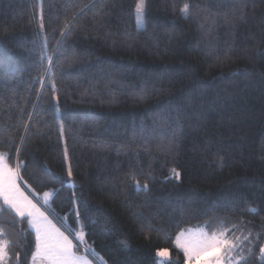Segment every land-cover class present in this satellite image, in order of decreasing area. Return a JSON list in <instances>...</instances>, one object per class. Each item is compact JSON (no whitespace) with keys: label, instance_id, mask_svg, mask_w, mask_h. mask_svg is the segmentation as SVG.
Here are the masks:
<instances>
[{"label":"trees","instance_id":"trees-1","mask_svg":"<svg viewBox=\"0 0 264 264\" xmlns=\"http://www.w3.org/2000/svg\"><path fill=\"white\" fill-rule=\"evenodd\" d=\"M136 3L0 0V153L99 264H185L197 227L264 264V0ZM0 240L31 264L3 206Z\"/></svg>","mask_w":264,"mask_h":264},{"label":"snow or ice","instance_id":"snow-or-ice-1","mask_svg":"<svg viewBox=\"0 0 264 264\" xmlns=\"http://www.w3.org/2000/svg\"><path fill=\"white\" fill-rule=\"evenodd\" d=\"M189 5H184L180 9L181 13L187 16ZM145 0H137L136 16L137 22H140L144 14ZM67 26V25H66ZM173 173L178 177L179 173ZM71 170H69V176ZM18 174L8 166L7 154L0 153V199L4 205L12 209L17 216H27L28 223L36 232V251L33 254L34 264L39 260V264H90L85 257H78L73 252L75 247L72 241L65 236L59 229H56L51 221L47 220L44 213L40 211L35 204L32 203L26 196L19 191L15 181ZM139 187V184H137ZM147 188V185H144ZM49 193H44L45 198ZM255 211V209H250ZM181 235L177 236L176 247L181 249L188 261H200L203 259V264H224V256L227 255L231 259V252L237 247L235 243L229 242L225 238V233H213L208 236L202 233L200 236L181 241ZM80 240H83V233L78 235ZM9 247V242L0 240V264H7L6 256ZM261 256L264 257V247L260 249ZM157 255L167 257V250H158ZM237 264H242V258L237 261Z\"/></svg>","mask_w":264,"mask_h":264},{"label":"rangeland","instance_id":"rangeland-1","mask_svg":"<svg viewBox=\"0 0 264 264\" xmlns=\"http://www.w3.org/2000/svg\"><path fill=\"white\" fill-rule=\"evenodd\" d=\"M9 166V165H8ZM10 167V166H9ZM17 187L19 188V191L21 193H23L24 196H26L29 200L32 201L33 204H35L37 206V208L40 209L41 212L44 213V216L47 217V220L48 221H51V224L56 228V229H59L60 232H62L65 236H67L73 243V245L75 246L74 248H76L77 246L80 247L81 249H83V252L82 254H84L85 256H88L85 257L89 262L90 264H96L95 262H93L92 260H94V258H91L89 255H86L87 251H86V247H85V243H84V234H83V240H80L78 238V235L80 233H83L81 228H78V229H70L69 226L67 225V222L65 221L64 222V226H62L60 223H57L54 218L52 217L51 215V200L53 198V195L54 193L52 191L50 192H46V193H49V195L47 196V198H45L44 196V193L43 194H35V193H32L29 188H27L19 179V177L17 176L16 178V181H15ZM3 206L4 208L8 209V210H11L13 211L12 209H10L8 206L4 205L3 203V200L0 199V207ZM14 212V211H13ZM15 213V212H14ZM16 214V213H15ZM22 218H26L27 221H28V217L25 216V217H22ZM30 226V225H29ZM30 229L33 231L34 235H35V243H36V232L34 229H32L30 227ZM71 231H70V230ZM71 232H69V231ZM225 233V238L229 241V242H232V243H235L232 238L230 239L227 231H222ZM202 233H206L208 236H211L209 235L206 230L203 228V227H197V228H193V229H187V230H184L182 232H180L178 235L180 234H183L181 235V241L183 242L185 239H190V238H195V237H198L200 236ZM221 233V232H219ZM218 233V234H219ZM177 235V236H178ZM177 240V237L175 239V242ZM236 244V243H235ZM175 246H176V243H175ZM74 248H73V252L75 253L76 256L78 257H84L78 253H76L74 251ZM238 248V247H236ZM236 248L231 252V259L229 260L228 259V256L225 255L224 256V264H237V261L242 258L238 255H236V253L234 254V252L236 251ZM179 249V248H178ZM182 253L183 251L181 249H179ZM35 251H36V244H35ZM168 252V251H167ZM8 253V252H7ZM184 254V253H183ZM92 260H91V259ZM6 261H7V264H15V262L13 261V258L12 256L8 253L7 256H6ZM203 259L204 258H201L200 261H188L185 257V264H203ZM96 261V260H94ZM169 261V253H168V256L167 257H160L157 255V262L158 264H166L167 262ZM97 262V261H96ZM98 263V262H97ZM31 264H34V261H33V256H32V263ZM35 264H39V260H37L35 262Z\"/></svg>","mask_w":264,"mask_h":264},{"label":"crops","instance_id":"crops-1","mask_svg":"<svg viewBox=\"0 0 264 264\" xmlns=\"http://www.w3.org/2000/svg\"><path fill=\"white\" fill-rule=\"evenodd\" d=\"M74 251L76 252V253H78L77 251H76V249L74 248ZM78 254H80V255H82V256H84V257H87L88 258V256H85L84 254H82V253H78ZM87 255V254H86ZM91 259V258H90ZM92 260V259H91ZM93 262H95L96 264H99V263H97L96 261H94V260H92ZM31 263H32V260H31Z\"/></svg>","mask_w":264,"mask_h":264}]
</instances>
